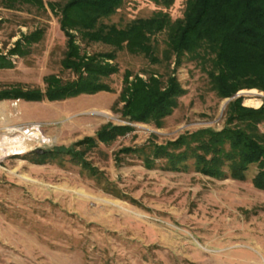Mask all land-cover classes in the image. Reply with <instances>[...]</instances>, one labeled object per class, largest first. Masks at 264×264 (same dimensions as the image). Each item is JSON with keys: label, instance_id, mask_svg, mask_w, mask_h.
<instances>
[{"label": "rangeland", "instance_id": "obj_1", "mask_svg": "<svg viewBox=\"0 0 264 264\" xmlns=\"http://www.w3.org/2000/svg\"><path fill=\"white\" fill-rule=\"evenodd\" d=\"M43 1L42 8H7L0 0V54L13 64L0 68V91L44 90L51 74L76 78L62 65L67 36L60 11L48 5L67 0ZM185 10L186 0H124L102 21L123 28L165 13L172 24ZM170 27L152 36L158 61L127 48L116 52L118 71L102 78L110 91L0 100V264H264L259 165L236 177L241 153L216 135L237 128L264 144V119L228 123L234 98L215 86V54L177 55L169 48ZM36 31L41 39L24 43ZM19 40L25 54H11ZM78 42L91 54L114 50L80 36ZM128 72L130 80L176 76L184 93L170 114L129 121L121 97ZM238 93L244 106L264 104L257 88ZM111 125L131 128L101 141L98 132Z\"/></svg>", "mask_w": 264, "mask_h": 264}, {"label": "trees", "instance_id": "obj_2", "mask_svg": "<svg viewBox=\"0 0 264 264\" xmlns=\"http://www.w3.org/2000/svg\"><path fill=\"white\" fill-rule=\"evenodd\" d=\"M123 1L49 2L52 9L58 6L61 29L67 36V52L62 65L74 72L76 78L64 82L59 75L51 74L45 79L44 90L20 87L1 90L0 100H59L82 93L110 91L102 78L118 71L112 62L116 59V52L127 48L158 61L151 39L170 25L168 44L177 55L199 49L215 54L216 68L211 74L215 86L222 97L234 98L230 102L228 123L247 118L257 122L264 119V104L257 109L250 108L243 105V96H236L242 89L264 91V0H186L183 18L172 24L165 13L137 19L123 28L104 23L102 19L113 14ZM1 3L7 8L25 3L45 7L43 0H1ZM78 36L86 43L101 42L113 46L114 50L93 54L83 52ZM41 37L42 32L36 31L26 36L24 43L37 42ZM22 41L17 42L11 54H25V50L20 49ZM0 60V68L13 65L5 55L0 54ZM131 76L130 72L126 73V86L121 95L124 102L122 115L129 121L147 122L170 114L177 97L184 93L176 76H170L165 82L156 74L146 78L136 74L130 80ZM130 128V125H111L103 127L97 135L101 141H108ZM216 135L222 137L221 140L229 139V144L241 153V164L237 165L242 166H237L235 176L244 177L243 169L258 163L254 183L264 188V144L255 135L237 128H226ZM89 142L94 143V139Z\"/></svg>", "mask_w": 264, "mask_h": 264}, {"label": "bare ground", "instance_id": "obj_3", "mask_svg": "<svg viewBox=\"0 0 264 264\" xmlns=\"http://www.w3.org/2000/svg\"><path fill=\"white\" fill-rule=\"evenodd\" d=\"M248 102H251V103H254V104H259V101L254 100V99H251V100H249ZM32 134H33V133H32ZM9 139H10V138H9ZM14 140H16V139H14ZM5 143L10 145L9 141H5Z\"/></svg>", "mask_w": 264, "mask_h": 264}, {"label": "water", "instance_id": "obj_4", "mask_svg": "<svg viewBox=\"0 0 264 264\" xmlns=\"http://www.w3.org/2000/svg\"><path fill=\"white\" fill-rule=\"evenodd\" d=\"M237 95H241V93H238ZM37 152H43L41 149L36 150Z\"/></svg>", "mask_w": 264, "mask_h": 264}]
</instances>
